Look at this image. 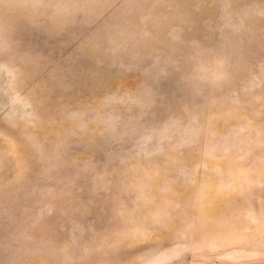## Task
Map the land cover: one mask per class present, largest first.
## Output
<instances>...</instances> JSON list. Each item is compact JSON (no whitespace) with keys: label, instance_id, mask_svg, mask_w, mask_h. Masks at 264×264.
Masks as SVG:
<instances>
[{"label":"rangeland","instance_id":"1","mask_svg":"<svg viewBox=\"0 0 264 264\" xmlns=\"http://www.w3.org/2000/svg\"><path fill=\"white\" fill-rule=\"evenodd\" d=\"M0 264H264V0H0Z\"/></svg>","mask_w":264,"mask_h":264}]
</instances>
